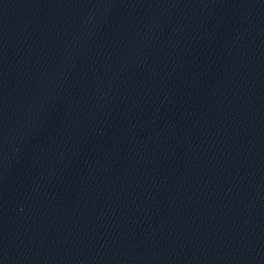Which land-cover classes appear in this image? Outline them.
I'll list each match as a JSON object with an SVG mask.
<instances>
[{
    "label": "water",
    "instance_id": "95a60500",
    "mask_svg": "<svg viewBox=\"0 0 264 264\" xmlns=\"http://www.w3.org/2000/svg\"><path fill=\"white\" fill-rule=\"evenodd\" d=\"M0 264H264V0H0Z\"/></svg>",
    "mask_w": 264,
    "mask_h": 264
}]
</instances>
